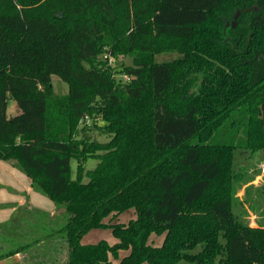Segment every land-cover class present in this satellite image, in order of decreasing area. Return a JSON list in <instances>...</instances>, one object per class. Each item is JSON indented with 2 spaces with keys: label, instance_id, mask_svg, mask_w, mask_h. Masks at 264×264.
<instances>
[{
  "label": "trees",
  "instance_id": "1",
  "mask_svg": "<svg viewBox=\"0 0 264 264\" xmlns=\"http://www.w3.org/2000/svg\"><path fill=\"white\" fill-rule=\"evenodd\" d=\"M165 51L179 56L156 60ZM108 52L133 57L128 78ZM10 100L42 106L41 134L3 118ZM260 149L264 0H0V160L65 208L44 233L66 242L61 264H264V223L236 187L237 150ZM102 226L115 243L81 242ZM26 240L0 260L39 241Z\"/></svg>",
  "mask_w": 264,
  "mask_h": 264
},
{
  "label": "rangeland",
  "instance_id": "2",
  "mask_svg": "<svg viewBox=\"0 0 264 264\" xmlns=\"http://www.w3.org/2000/svg\"><path fill=\"white\" fill-rule=\"evenodd\" d=\"M63 15V13H62ZM62 15L60 17H62ZM108 56L105 58L108 61V64L113 68L115 71L116 77H121L123 75L124 78L126 74H121L118 70L121 68L122 65H131L133 64V57L128 53H118L112 54L108 52ZM179 53L177 51H165L156 54V60L158 61H166L177 58ZM52 87L54 92L58 95L66 94L69 90V84L61 79L58 75H52ZM42 116H43V108L42 106L35 105L33 102L26 103V102H16L15 100H10L7 111L4 114V119H9L12 117H17L18 119L24 121L29 126H34L35 129L39 130V134H41L42 129ZM92 137H96L98 139H105L104 135H101L98 130H92L90 132ZM97 159L91 157L89 158L86 163L85 167L87 169L95 168L97 164ZM77 162L73 160L72 168L73 174L76 173ZM236 167L237 170L241 171L242 178L237 180L236 187H237V196L245 203L244 207L247 210L246 218L252 226H257L258 223H264V149H260L256 152H251L250 150H237L236 152ZM18 168V167H17ZM20 169V168H19ZM23 172L25 177L28 175ZM1 174V171H0ZM8 189L5 186L0 185V202L4 197H7ZM43 197L45 202L55 203L51 198H49L46 194ZM136 210L134 207L128 208L122 211L115 221H122V222H129L130 219L135 218ZM62 217V216H61ZM111 217H107L105 220L109 221ZM47 220V217H43V221ZM48 221V220H47ZM42 226V223L39 219L35 220L34 223L29 225L31 229H38ZM27 227V230L28 228ZM40 232V231H39ZM40 234H42L40 232ZM15 236L19 235L21 238L25 237L26 234L18 231ZM5 236H0V252L2 251V244L5 243L4 249H11L19 246V244H23L27 242L26 239H14L5 238ZM106 240L109 243L113 244L117 241V237L114 234L112 228L110 226H102L97 228H92L86 233L83 234L81 238V242L84 243H95L99 242L100 240ZM164 240L163 233L153 232L150 235L149 242L153 245H160ZM28 246L25 248L27 249ZM37 248L35 246L31 247L28 250V253L33 255L36 252ZM126 253V251H121L120 255L116 260L122 258V255ZM141 264H148L147 262H143Z\"/></svg>",
  "mask_w": 264,
  "mask_h": 264
},
{
  "label": "crops",
  "instance_id": "3",
  "mask_svg": "<svg viewBox=\"0 0 264 264\" xmlns=\"http://www.w3.org/2000/svg\"><path fill=\"white\" fill-rule=\"evenodd\" d=\"M0 171V185L5 186L10 193L0 202V225L8 224L4 230L0 227V233L6 232L12 239L37 237L39 240L25 250L4 257L0 260V264H61L67 257L66 242L55 239V235L45 238L44 233L47 231L46 226L50 231L65 218V208L57 207L53 202H45L43 199L45 195L32 187L31 178L25 177L23 172L9 161L0 160ZM43 217H47L48 221H43ZM37 219L42 223L40 228L24 230ZM18 231L26 236L23 238L19 235L15 236ZM2 246H5V243ZM33 246L37 250L31 255L28 250ZM40 259L43 261L41 262Z\"/></svg>",
  "mask_w": 264,
  "mask_h": 264
},
{
  "label": "water",
  "instance_id": "4",
  "mask_svg": "<svg viewBox=\"0 0 264 264\" xmlns=\"http://www.w3.org/2000/svg\"><path fill=\"white\" fill-rule=\"evenodd\" d=\"M56 15H57L58 17H60V16L62 15V12L59 11L58 13H56Z\"/></svg>",
  "mask_w": 264,
  "mask_h": 264
},
{
  "label": "built area",
  "instance_id": "5",
  "mask_svg": "<svg viewBox=\"0 0 264 264\" xmlns=\"http://www.w3.org/2000/svg\"><path fill=\"white\" fill-rule=\"evenodd\" d=\"M126 77L128 78V76L126 75Z\"/></svg>",
  "mask_w": 264,
  "mask_h": 264
}]
</instances>
